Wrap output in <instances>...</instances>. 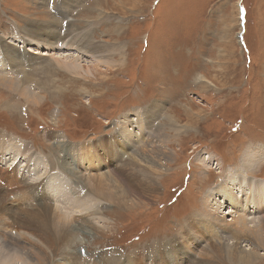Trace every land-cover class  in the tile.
Instances as JSON below:
<instances>
[{
	"label": "rangeland",
	"instance_id": "rangeland-1",
	"mask_svg": "<svg viewBox=\"0 0 264 264\" xmlns=\"http://www.w3.org/2000/svg\"><path fill=\"white\" fill-rule=\"evenodd\" d=\"M55 17L60 21L58 28L68 32V18H73L74 28L106 42L112 48L110 55L117 51L120 55L109 58L113 66L93 69V62L83 54V60L89 61H83V66L91 68L90 74L60 71L54 86L40 88L46 97L37 105L0 85V133L6 135L5 141L14 138L27 142L35 151L36 165L51 166L46 177L54 173L67 190L72 181L63 179H67L65 170L71 166L80 171V180L104 172L103 176L108 175L117 185V194L125 192L130 199L124 201L127 208H121L109 203L106 195L93 194L91 201L99 211L93 215L95 220L91 216L97 225L95 231L77 232L82 242L65 244L54 236L55 229L49 228L53 213L48 205L54 203L45 195L43 183H37L35 193L33 184L24 182L25 173L16 175L2 162L0 195L8 201L0 211V225L15 236L37 233V239L49 246L47 251L56 264L70 263L80 256L93 264L106 250H114L116 255L135 253L133 264H197L205 246L221 243L204 230L194 232L198 233L196 239L184 234L189 220L198 226L194 216L202 213V197L219 184L226 170L236 171L248 151L262 154L248 176L264 180V0H122L116 5L114 0H0V36L3 42L19 43L16 29L25 27L26 22H46ZM52 50L53 54L44 49L47 55L42 57L59 56L57 49ZM64 50L62 55L76 51L73 47ZM152 104L161 107L155 111L159 106L152 108ZM168 115L177 121L175 132L170 129ZM124 116L150 120L146 131L153 123L154 134L163 131L165 137L173 135L167 142L173 154L162 161L164 167L152 189L144 194L134 188L136 182L127 183L129 168L121 167L122 161L114 162L116 149L112 148L117 146L116 131L125 122ZM127 128L123 132H128ZM57 133L71 144L86 145V153H95L90 154L88 170L82 163L72 164L68 153L59 149L54 140ZM3 147L0 143V155ZM14 150L15 155L23 154L20 146ZM117 154L120 157V152ZM32 157L18 156L23 172H28V165L35 166L28 163ZM94 162L101 166L95 168ZM79 184L89 192L85 181ZM59 203L54 207H66L63 201ZM80 214H73L71 221L87 219V213ZM233 219L240 223V216ZM195 224L191 226L195 228ZM164 243L167 245L161 250L153 248ZM256 250L262 254L256 264H264V249ZM205 264L241 263L211 255Z\"/></svg>",
	"mask_w": 264,
	"mask_h": 264
},
{
	"label": "bare ground",
	"instance_id": "bare-ground-1",
	"mask_svg": "<svg viewBox=\"0 0 264 264\" xmlns=\"http://www.w3.org/2000/svg\"><path fill=\"white\" fill-rule=\"evenodd\" d=\"M117 2L122 3V0H114V5H116ZM71 19L73 18H68V22L70 21L71 25L69 26L71 28L69 32L68 29L66 31L63 28H58L60 21L57 17H55L52 20L50 18V21L46 22H26L25 27H22L19 30L16 29L15 36H17V41L19 39V43L14 44L13 42L9 41L3 42L2 37L0 36V85L9 88L14 93H18L24 98L25 101L29 102L30 104L37 105L39 101L46 97V93H41L40 88L48 89L49 87L54 86L60 71L64 73V71L68 70V72L79 74L80 70L83 71L85 75L90 74L92 71L91 68L89 66L84 68L83 66V61H85L83 60V54L87 55V57L91 59L90 63L93 62V69H96L97 66H113L114 63H111L112 59L109 58L115 57L116 55L118 57L120 52L117 51L116 55H110L112 48L106 45V42L95 40L92 38L93 36L91 34L88 35L86 31L82 32L79 30V28H74V24ZM62 32H65V35L62 34ZM55 37L56 40L54 41L53 39ZM24 46L29 47L24 48ZM32 46L35 47V50L31 49ZM21 47H23L22 50L19 49ZM72 47L77 52L68 50L70 51L68 52V55H62L66 52L64 48L67 50ZM225 47H227V45H225ZM47 48L51 50V52L53 51L52 49H57L59 56L56 58L54 57V59L42 57L43 54H46L43 52V50ZM54 54L56 53L54 52ZM14 72H17V74ZM201 78L203 79L204 76L202 75ZM204 79L207 81V83L209 82L208 79ZM46 91L47 94L51 92L48 90ZM158 106L159 105L152 104L151 107L156 108ZM160 107L161 106L156 108L155 111H157ZM149 111L150 110H148V112ZM151 114H153V112ZM124 118L125 119H123V121L125 120V122L122 123V125L120 124L121 126L116 131V139H118V141H116L117 146L114 144V148H112L116 149V151H113L114 162L117 161L118 164H122V161L123 165H121V167L125 168V166H127L129 168V171L126 172V174L128 173L127 183H131L132 181L136 182L137 185L133 184L135 186L134 188L141 194H144L147 190L152 189V184H154L153 182L156 180V178H158L160 170H162L164 167L162 161L169 160L173 154L172 150L167 146V142L171 140L170 136L173 135L171 133L165 137L163 131H158L156 134H154L153 131L156 128L153 131L151 130L153 123L150 126V131H146V124H148L150 120L144 121L141 117L140 119H142V121H138L136 118L129 119V117L125 116ZM53 120H57V117ZM168 120L170 121V129L175 132L178 129L176 119L174 120L171 115H168ZM128 126L130 128L129 131L123 132V129L127 128ZM5 136L6 135L0 133V143L4 146L2 152L12 155V157L9 158L10 156L8 155L7 164L4 166L12 167V169L15 170L14 160L16 157L18 158V156H23L24 154H32L33 157L28 161V163L35 165L32 167L30 166V171L33 169L35 170L34 172H30L28 170V175L25 177L27 180L30 179L28 183L33 184V189L35 187L34 191L37 193V188L39 187L37 186V183L40 182L42 184V182L46 180V182L43 183V186H45V191L48 196L52 199H55L57 202L63 201L65 203L66 207H63V209L54 207L58 205H48L49 212L53 213L51 215V219L48 221L49 228L52 231L55 229L57 233L55 232L54 236H58V240L63 241L65 244H75L79 241L82 242L79 240L77 232L79 235H81L95 231L94 229L97 225L96 222H93V218L95 220V216L93 215L99 213V211L98 207H95L97 206L95 201L93 203L91 200H94L95 196L93 198V194L97 195L96 192L106 195L109 199V203L118 205L121 208H127L125 206L128 204L124 201L127 199L129 200V196L127 193L124 194L125 192L122 194H117V185L115 186L110 182L111 179H108V175L103 176V174H105L104 172L97 173L99 175H96V177L93 173L87 175V178L81 177L80 180L77 175L80 173V171H77L73 167L69 166L65 170L66 173H69V175L66 176L67 179H63L64 181L66 180V182L72 181L69 182V190H67L61 186V184L64 182L59 181L58 176L54 175V173L51 174V177H46V175H49V172L52 170V168H50V170L47 171V167L51 166L36 165L38 160L35 159V151L32 150L31 146H29L27 142L22 140L17 141L14 138L5 141ZM141 136L145 137L141 138ZM54 140L56 141V145L60 150H65L68 153V158H71L72 164L73 161L76 165L82 163L85 169L88 170V167L92 162L90 154L92 153L95 155L93 151L88 150L86 153V151H84L87 147L86 145L71 144L65 140L62 134L59 133L54 136ZM99 141L101 142V140ZM87 145L90 148V144L87 143ZM17 146H20V150L23 154H14V149L17 148ZM118 152L121 154L120 157H123L125 160H127L124 161L123 159H120L117 154ZM248 152L249 153H244L243 159L241 161L242 165L239 166L236 171L226 170L227 174L220 179L219 184L213 187L212 190H209L206 197H202V213L194 216V221L197 222L198 226L193 221L194 223H191L195 224V228H193L190 224L191 221L189 220L186 231L184 232L185 235H193L194 239H196L198 237V233L194 232L198 230L200 233L204 230L211 234L213 240H215L217 243L221 241L220 245L218 246L211 244L205 246L203 248L204 252L201 254V259L198 260L199 262H197V264H205L206 259L211 255L213 258H223L232 260L234 262H239L241 264H256V262L261 258L262 254L257 253L256 248H260L262 250L264 249V180H258L254 177L252 178L251 176H248V172H250L251 169H256L253 167V165L258 164L257 162L260 160L262 154H260L258 151L255 152V150ZM103 155L104 153H102V156ZM98 158L96 157V159ZM104 158L109 159V157L106 155H104ZM34 160L35 164H33ZM61 163L62 161L59 162L60 165ZM99 164V162H94L95 168L100 167L101 165ZM52 166L55 167V163H53ZM59 170L63 171L62 168ZM71 176L74 177L75 181L71 178ZM54 178L56 181H54ZM88 179L89 181H87ZM82 181H85L84 186L88 188L90 193L86 192L87 190H82V187L79 184L82 183ZM89 194L91 195L89 196ZM133 195L135 196V194ZM7 201L0 195V211L4 208V205ZM90 201L92 203H89ZM227 206L230 207L226 209L225 207ZM243 207L245 208L244 211ZM79 211L87 213L89 217L87 216V219L84 218L81 222L76 221L73 223L71 221L72 215L83 213ZM43 213L45 214V212ZM43 213L42 215H44ZM254 215H258V217L255 218ZM31 216L32 213L30 218L33 219ZM91 216H93V218H91ZM227 216H232V218L230 220L226 219ZM237 216H240V223L233 219ZM248 216H254V219L251 220V217L250 219H247ZM19 222L20 221L18 220L17 223ZM188 227L191 229L189 230ZM38 228L40 231V226ZM77 229L79 231H75ZM19 234L21 235V233ZM19 234L16 233V236L12 235L10 230L7 231L4 225H0V264H56L53 262L54 259L51 258V251H47L49 246L40 237L37 239V233H28L30 235L27 234L26 237H22V235L20 236ZM222 240H224V242ZM166 245L167 244L165 243L162 245V247H155L157 245H154L153 248L161 250L162 248L166 247ZM172 245H174V243ZM180 250L181 249H178V251ZM9 253L11 258L10 256L8 257ZM180 255L182 256L185 254L180 252ZM135 256V253L130 255H116L114 250H106L102 254V258H99L100 260H96V262H93V264H118V261L120 260L125 261L128 264H133L131 261L133 258H135ZM92 259L95 260V258ZM90 262L82 261V257L80 256L78 259L71 260L70 263L64 262L63 264H89Z\"/></svg>",
	"mask_w": 264,
	"mask_h": 264
},
{
	"label": "water",
	"instance_id": "water-1",
	"mask_svg": "<svg viewBox=\"0 0 264 264\" xmlns=\"http://www.w3.org/2000/svg\"><path fill=\"white\" fill-rule=\"evenodd\" d=\"M52 203H54V205H58V203L56 202V200H51Z\"/></svg>",
	"mask_w": 264,
	"mask_h": 264
}]
</instances>
